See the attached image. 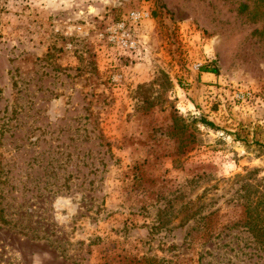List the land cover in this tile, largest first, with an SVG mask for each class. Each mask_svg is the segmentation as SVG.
<instances>
[{"label":"rangeland","instance_id":"374dc122","mask_svg":"<svg viewBox=\"0 0 264 264\" xmlns=\"http://www.w3.org/2000/svg\"><path fill=\"white\" fill-rule=\"evenodd\" d=\"M263 178L264 0H0V264H264Z\"/></svg>","mask_w":264,"mask_h":264},{"label":"trees","instance_id":"16d2710c","mask_svg":"<svg viewBox=\"0 0 264 264\" xmlns=\"http://www.w3.org/2000/svg\"><path fill=\"white\" fill-rule=\"evenodd\" d=\"M201 72H209L217 75V70L208 65L201 68ZM205 126H212L209 122H203ZM241 191L240 197L244 201V222L233 224L232 227L236 228L242 226L252 237V243L256 244V248L264 254V178L258 180L256 183L249 179V182L245 183ZM189 205L185 204L186 210L189 209ZM197 214V211L190 214L187 218L192 219Z\"/></svg>","mask_w":264,"mask_h":264},{"label":"built area","instance_id":"2783aa9c","mask_svg":"<svg viewBox=\"0 0 264 264\" xmlns=\"http://www.w3.org/2000/svg\"><path fill=\"white\" fill-rule=\"evenodd\" d=\"M150 13L149 9H144L143 7L131 9L117 23L108 27L101 34V37L117 46L123 52L138 53L143 47L139 28L151 20ZM251 95L250 92L239 91L236 93V97L239 100H245Z\"/></svg>","mask_w":264,"mask_h":264},{"label":"crops","instance_id":"0c3cea01","mask_svg":"<svg viewBox=\"0 0 264 264\" xmlns=\"http://www.w3.org/2000/svg\"><path fill=\"white\" fill-rule=\"evenodd\" d=\"M215 74L213 73H209V72H201L200 73V76H199V79L200 80H203V79H207L209 78L210 76H214Z\"/></svg>","mask_w":264,"mask_h":264}]
</instances>
